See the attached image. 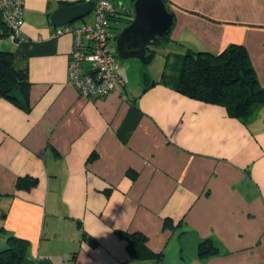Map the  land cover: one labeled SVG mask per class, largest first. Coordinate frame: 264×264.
<instances>
[{"label":"crops","instance_id":"obj_1","mask_svg":"<svg viewBox=\"0 0 264 264\" xmlns=\"http://www.w3.org/2000/svg\"><path fill=\"white\" fill-rule=\"evenodd\" d=\"M80 1L22 0L21 39L0 41L29 82L26 106L0 96V248L27 240L24 264H264V105L244 122L159 81L174 53L236 43L264 87V0H164L162 66L156 50L119 65L124 88L94 100L67 83L72 35L48 21ZM135 232L151 256L131 253Z\"/></svg>","mask_w":264,"mask_h":264},{"label":"trees","instance_id":"obj_2","mask_svg":"<svg viewBox=\"0 0 264 264\" xmlns=\"http://www.w3.org/2000/svg\"><path fill=\"white\" fill-rule=\"evenodd\" d=\"M111 1V0H110ZM116 8L108 18L112 36H116L112 27L119 24L125 26L131 21V15L126 9L112 2ZM11 27L3 16L0 8V41L11 39ZM169 31L161 38L167 39ZM111 36V37H112ZM22 37H14L16 42ZM154 46L147 47V53L142 59L148 62L154 55ZM115 49V48H114ZM117 55V54H116ZM118 57V55H117ZM160 74L159 81L180 93L207 103L222 105L227 113L244 122L249 120L264 105V87L261 86L253 68L246 48L241 44L231 43L219 53L209 51H185L174 53ZM29 82L24 69L14 62V52L0 47V96L16 100L26 106L27 102L18 99L16 93L27 98ZM107 95V94H106ZM31 177H20L18 187L32 186ZM128 248L135 258L151 256L152 253L145 245V236L139 232L124 234ZM28 242L25 239L9 235L6 246L0 248V264H24ZM216 248L210 239H204L198 245V253L207 256L215 253ZM159 259L161 257L159 256Z\"/></svg>","mask_w":264,"mask_h":264},{"label":"built area","instance_id":"obj_3","mask_svg":"<svg viewBox=\"0 0 264 264\" xmlns=\"http://www.w3.org/2000/svg\"><path fill=\"white\" fill-rule=\"evenodd\" d=\"M93 1L94 19L91 23L79 26L67 24L54 33H71L73 42L66 80L81 96L90 100L103 97L113 90H122L125 86L118 72L115 49L110 42L112 31L108 16L116 6L110 0ZM0 8L11 27V39L21 36L22 0H0Z\"/></svg>","mask_w":264,"mask_h":264},{"label":"water","instance_id":"obj_4","mask_svg":"<svg viewBox=\"0 0 264 264\" xmlns=\"http://www.w3.org/2000/svg\"><path fill=\"white\" fill-rule=\"evenodd\" d=\"M94 5L93 0L60 5L49 14L48 21L55 26L71 23L91 12ZM126 12L132 16L131 21L118 31L115 52L122 59L142 60L147 47L161 45V38L171 29L174 16L164 0H133Z\"/></svg>","mask_w":264,"mask_h":264},{"label":"rangeland","instance_id":"obj_5","mask_svg":"<svg viewBox=\"0 0 264 264\" xmlns=\"http://www.w3.org/2000/svg\"><path fill=\"white\" fill-rule=\"evenodd\" d=\"M125 3L127 4V1H124V5H125ZM125 6H126V5H125ZM92 17H93V16H92V13L90 12V13H88V14L85 16V20H86V21H90V20L92 19ZM78 22H81V19H77V20H75V21L73 22V24H74V23H78ZM121 23H122V22L120 21L119 24L114 25V26H118L119 28L112 27V28H114V29H113V35H114V33L118 32L120 29H122V28L124 27V26H122L123 23H122V25H121ZM115 38H116V36H115V37L112 36V37H111V40H110V42H111V44H112L113 47L115 46ZM152 49H153V50H156V51H158V52H157V54H155V56L152 58L151 62H149V63H151V64H150V65L147 64V65H148L147 67H150V68H149V71H151V72H152V68H160V67L162 66V60H163V58H162V56H161L163 46H162V45L155 46V47H152ZM138 61L140 62L141 60H139V59H133V58L122 59V58H120V57H117V62H118V65H120V67L123 66V64L129 62L132 68H136L135 64L138 63ZM138 69H139V68H138ZM138 69L136 68L137 72H138ZM140 72H141V71H139V74H140Z\"/></svg>","mask_w":264,"mask_h":264}]
</instances>
